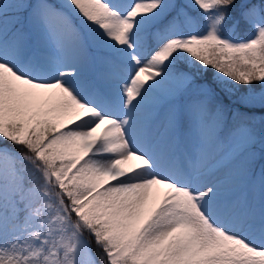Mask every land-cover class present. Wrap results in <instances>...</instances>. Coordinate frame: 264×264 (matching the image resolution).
<instances>
[{"label":"snow or ice","instance_id":"1","mask_svg":"<svg viewBox=\"0 0 264 264\" xmlns=\"http://www.w3.org/2000/svg\"><path fill=\"white\" fill-rule=\"evenodd\" d=\"M0 264H264V0H0Z\"/></svg>","mask_w":264,"mask_h":264}]
</instances>
